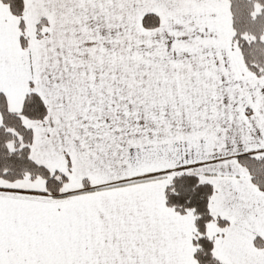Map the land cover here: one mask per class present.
Instances as JSON below:
<instances>
[{
  "label": "snow or ice",
  "instance_id": "obj_1",
  "mask_svg": "<svg viewBox=\"0 0 264 264\" xmlns=\"http://www.w3.org/2000/svg\"><path fill=\"white\" fill-rule=\"evenodd\" d=\"M0 264H264V0H0Z\"/></svg>",
  "mask_w": 264,
  "mask_h": 264
}]
</instances>
